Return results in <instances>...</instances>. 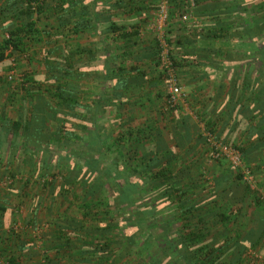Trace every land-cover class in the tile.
<instances>
[{
	"label": "trees",
	"instance_id": "1",
	"mask_svg": "<svg viewBox=\"0 0 264 264\" xmlns=\"http://www.w3.org/2000/svg\"><path fill=\"white\" fill-rule=\"evenodd\" d=\"M104 1L0 0V24L5 32L0 39V63L27 61L22 65L25 70L14 68L19 72L17 83L12 77L0 78L4 99L17 112L15 118H9L3 105L0 107V160L17 164L15 173L2 177L3 186L13 193L14 183L26 188L30 181L24 175L37 173L43 192L63 197L72 191L81 213L80 219L68 220L51 235L44 232L25 239V233H20L22 225L33 227L37 221H22L20 231L12 232L16 234L14 246L10 231L0 227V264L37 259L41 264H59L50 252L58 256L60 251L78 264H248L247 250L262 254L264 264V216L257 214L264 209L261 196H253L243 175L224 167L228 163L223 158H210L212 148L205 136L222 142L226 128L230 138L241 134V146L230 138L224 144L239 151L251 173L264 168L259 159L264 156V1L231 0L228 6L208 10L203 0H194L203 22L194 31V40L185 37L182 42L178 37L174 41L185 53L174 55L170 38H164L174 71L191 65L231 67L234 77L241 71L239 97L233 102L228 98L229 105L213 113L214 119H206L207 111L197 113L198 125L188 115L183 117L186 129L197 134L204 160L215 166L208 169L202 163L195 169L182 165L187 154L180 156L181 144L168 127H162L169 130L167 144L158 127H133L125 120L131 100L126 89L148 74L137 68L141 57H129L140 44L142 32L140 26H133L136 30L127 33L125 26L115 24L108 11L101 9ZM184 1L167 0V21L191 15ZM139 2L128 0L130 13L144 9ZM122 3L126 4L120 0ZM41 15L43 24L38 25L36 18ZM172 25L179 30L184 27ZM171 32L166 31L167 35ZM89 33L98 42L81 46L79 38ZM231 44L239 58L227 52ZM160 53L161 46L155 42V78L164 82L167 77L160 67ZM126 58H132L130 69L124 64ZM94 60L103 69L93 78L82 70L90 68ZM32 64L35 67L28 70ZM83 80L86 89L80 90ZM93 81L101 84L97 92L88 86ZM179 109L162 107L163 112L158 113L161 123ZM234 112H241L237 119ZM256 156L257 163L251 165ZM206 175H211L210 189ZM240 183L244 186L240 198L231 194L229 201L244 203L252 198L248 231L237 225V215L221 210L218 204L232 185ZM21 194L18 199L23 202L26 193ZM43 207V202L41 207L32 205L31 212L36 214ZM5 210L0 203V221ZM42 222L51 224L46 218ZM36 241L41 243L39 250L32 248Z\"/></svg>",
	"mask_w": 264,
	"mask_h": 264
},
{
	"label": "crops",
	"instance_id": "2",
	"mask_svg": "<svg viewBox=\"0 0 264 264\" xmlns=\"http://www.w3.org/2000/svg\"><path fill=\"white\" fill-rule=\"evenodd\" d=\"M120 0H106L103 3L100 2V6L102 11L105 12L108 11L109 18L114 21L115 24L119 26H125L124 29L125 32L131 33L134 29L133 26H140V31L142 32L138 37L140 40V44L133 48L132 50V56L129 57H141L142 62L137 63V68L140 69L142 72H147L145 78H138L136 83L131 86H128L126 89V93L129 97H131L130 103H129V111L126 113L125 120L130 121L131 125L133 127H137L138 125L144 126V125H152L153 127H158L160 131H162L164 134V138L167 141V144L169 143V135L166 128L162 127H168L170 129V133L172 136L176 139V142L181 144V150L180 153H182L180 156L185 157V154L187 156L184 159V162L182 165L191 166L193 169L200 166V163H202V168H209V167H215L213 163L207 162L204 160V153L203 149L201 147V144L198 142L197 134L193 132L192 130H187L183 123V117L184 115L189 116V121L191 123H194L198 125L197 123V113L200 114H207L206 119L211 120L214 119V116H212L213 113H216L219 111V108H222L225 105H229V102H233L236 100L237 97H239V89L241 86V71L238 70L236 76L234 77L233 68H227L225 66H221L220 68H213V67H207V66H197V65H191L189 67H178L174 71V76L177 80L178 85L181 87L182 91L185 93L186 100L185 103L182 105H179L178 108H180L178 111L173 112V114L167 115L166 118L163 120V124L161 123V117L158 115L160 111H162L161 106L164 109V101L165 96L167 92V85L166 81L163 80L156 81V69L153 67V49L155 47V42H157L160 46L162 44H165V39L170 38V42H172V50L174 51V55L180 57L181 54L183 55L184 50L181 47V44L175 45V42L177 38L179 37L180 40H184L185 37L189 40H194L193 33L194 31H198L199 27L201 25V21L203 18L202 16L197 15V10L199 8L197 7V4L194 2V0H183L186 5V7L192 11L189 15L183 16L177 19V16L172 19H169L167 21L166 17V4L167 0H164L163 2L159 3V0H136V1H142L140 3L141 7H144L143 10L139 12H129L130 6L127 5L128 0H122L123 2H126V4H119ZM260 1L264 0H251V4H257ZM204 4L206 5L208 10H212L216 7L221 6H228L231 2V0H203ZM241 3V2H240ZM238 3V4H240ZM163 5L165 8V18L163 20H160V7ZM155 8V9H152ZM158 8V9H157ZM118 9V10H116ZM157 9V10H156ZM107 10V11H106ZM126 10L129 12V14H122L121 11ZM104 12V13H105ZM180 22L179 25H184L182 30H179V27H174L172 24ZM162 29V32H160ZM171 30L172 32L167 35L166 31ZM165 31V34H164ZM114 35H117L116 33ZM164 35V37H162ZM183 35V36H182ZM161 38V39H160ZM165 38V39H164ZM186 39V38H185ZM81 40V46L89 45L98 42L99 38L97 36L86 34L85 38L80 39ZM185 49V48H184ZM114 51H110V53L114 54ZM118 53V52H115ZM128 53V52H127ZM102 53H98L97 56L99 57ZM132 59V58H131ZM131 59L126 58L124 64L126 65L127 69H130L132 62ZM95 63H92L90 68H83L82 71L86 72L88 76L91 77H99L101 74V71L103 68L99 67L97 63H99V60H94ZM134 63V62H133ZM191 63H194L193 61ZM31 68L35 67V64H32L30 66ZM112 68V67H111ZM110 68V69H111ZM37 71L38 76H43L40 74L38 69H35ZM39 73V74H38ZM134 73V72H133ZM234 77V78H233ZM123 79V78H122ZM80 83V82H79ZM84 83H87L86 81H82L79 84L80 90H85ZM89 87H93L92 90L97 92L101 88V84L97 81H93L92 83L88 82ZM162 91L163 94L160 96H157L159 92ZM146 92L149 94V96H146ZM231 94V96H230ZM133 97V98H132ZM228 98L229 102L227 101ZM134 101H133V100ZM188 100V105L186 104V101ZM208 108V109H206ZM214 108V109H213ZM216 108V110H215ZM163 112V111H162ZM241 113V112H240ZM240 113H233V116L235 117V114L238 115ZM199 116V115H198ZM240 115L236 116L239 117ZM114 118V114L112 115ZM157 123V124H154ZM238 131L241 133V117H240V124H239ZM228 129L226 128L224 132H222L221 136L222 139L225 141L228 138H230V133H227ZM232 139L234 142L237 143V145L241 146V134L238 135L237 133L232 136ZM7 149V148H6ZM8 151V150H5ZM263 151V150H260ZM9 152H12V150L9 149ZM203 157V159H202ZM257 156L256 160L252 158L250 160V164L253 165L255 162L257 163ZM259 159L264 161V156H260ZM259 161V160H258ZM11 163H5V168H13L17 169L16 162ZM178 163L175 164L178 166ZM245 165V164H244ZM247 166V165H245ZM264 168L260 167L258 168L257 173L253 175L254 180H256L261 192H264V172H262ZM16 171V170H14ZM215 172H218V168H215ZM250 172V171H249ZM37 173L33 175L25 174L24 177L32 183V186L35 187L33 189L29 187V184L26 188L19 185V183L15 184L14 190H13V197L15 199L19 198L18 195L22 196V191L26 193V198H24L26 203V208L30 205H37L39 207L42 206V202L44 203L43 211H39L36 214L33 212H28V210H19L18 213H14L12 215L13 219L20 218L19 220L22 222L28 220L29 218H36L35 224H40L39 222L42 221V218H46L50 221L51 224H46L42 222L41 224V232L42 233H48L52 234L55 232L57 228H64V224L67 223V221L74 219L78 220L81 217V213L76 208L78 205V201L74 199L73 192L70 191L72 194H66L63 197H60L56 192L48 193L46 190L43 192V190L40 188L41 180L39 181L37 179ZM205 179L207 181V187L212 188L213 183L211 179V175H206ZM45 180L49 181L48 178H45ZM36 181H38L36 183ZM257 184L255 185V189L258 190ZM254 189V188H253ZM251 189V190H253ZM243 190V188H242ZM14 191H17V193H14ZM259 191V190H258ZM8 194V193H7ZM232 194V195H231ZM236 196V198H240L241 196V184L239 186H236V184L232 185L229 191L226 192L225 196L223 198H220L218 201V204L223 211H227V213H231L233 215H237L239 217L241 215V202H235V201H229V196ZM230 196V197H231ZM11 197V198H13ZM252 199V198H251ZM22 201V200H19ZM246 201V200H245ZM24 202V201H23ZM257 212V211H256ZM253 214V211L247 212V216H250ZM258 216L262 217L264 216V213L259 209V212L257 213ZM15 217V218H14ZM18 220V219H17ZM18 220V221H19ZM19 221V225H21ZM57 223V224H55ZM241 225V224H239ZM32 229H35L32 230ZM38 228H32L31 226H23L22 230L25 234L22 235V237L25 239L26 236L28 237H35L36 234H39L37 232ZM30 230V231H29ZM241 230V229H238ZM31 232L30 235H27ZM7 233V232H6ZM27 233V234H26ZM25 235V236H24ZM11 239V238H10ZM12 242L10 241V244L15 245L16 243L15 239ZM32 243H30L31 245ZM35 245H33V249L39 250L41 247V243L39 241L34 242ZM30 247V246H29ZM31 248V249H32ZM16 250V247L14 248ZM29 249V250H31ZM27 253V252H26ZM50 257L53 259L58 258L59 264H78L77 260H70L66 256L62 254L60 251V254L57 256L56 253L50 252ZM57 260V259H56ZM41 261L39 259L31 262H26L25 264H41Z\"/></svg>",
	"mask_w": 264,
	"mask_h": 264
},
{
	"label": "rangeland",
	"instance_id": "3",
	"mask_svg": "<svg viewBox=\"0 0 264 264\" xmlns=\"http://www.w3.org/2000/svg\"><path fill=\"white\" fill-rule=\"evenodd\" d=\"M164 0H159V3L160 2H163ZM1 3V2H0ZM159 7H160V5H159ZM35 17V16H34ZM42 18H43V15H41V16H38L37 18H36V23L38 24V25H41V24H43V23H41V20H42ZM179 18L180 17H178L177 16V19L179 20ZM176 23H178V24H180V22H176ZM176 27H178V26H176ZM160 32H162V29H161V31ZM4 29H2V25L0 24V39L2 38V36L4 35ZM164 34H165V31H164ZM162 37H164V35H162ZM161 39V38H160ZM227 52L230 54V56L231 57H236V58H239V55H238V52H237V48L236 47H233V44H231V47L230 48H228L227 49ZM19 58H20V56H19ZM18 60V59H17ZM25 61L26 60H24V59H22V58H20L19 59V61L17 62V64L15 65L14 63H16V62H11V60H6V61H4V62H2V63H0V78H2V77H12L14 80H13V82H15V80H16V82L15 83H17L18 81H19V79H18V75H17V73H19L17 70H15L14 68H18V69H20V70H25L26 68L25 67H23L22 65L23 64H25ZM27 62V61H26ZM19 65V66H18ZM10 66V67H9ZM10 68V70H8L7 68ZM13 67V68H12ZM27 67V66H26ZM28 70H30L31 69V67H29V68H27ZM11 78V79H12ZM6 96V93H5V90L4 89H1L0 88V107L1 108H4V110H5V114H7V116L10 118H15L16 117V115H17V112H16V110L14 109V108H12V105L11 104H8L7 105V101L4 99V97ZM161 108H162V106H161ZM222 143H224V141H222ZM208 156V154H206V157ZM5 163H6V160H0V203H4L5 204V207H6V210L4 211V213H3V218H2V221H0V227L2 228V229H4V230H8V231H10L8 234H10L9 236L10 237H12L13 239H15L16 240V234H13L14 232H19L20 231V226H19V219L20 218H16V219H13V217H12V213L14 214L15 212L16 213H18L19 212V210L20 209H23V210H28V212H31V207H32V205H30L29 204V206L26 208L25 206H26V203H25V200H24V202H22V201H20L19 202V199L17 198V199H15L14 197H13V195H12V193H9L7 190H5V188H4V183H3V179H2V177L3 176H5V175H7V174H13V173H15V171L14 170H17L16 168L15 169H11V168H6L5 169ZM17 165V164H16ZM224 167H226L227 169H229L230 170V172H236L237 171V169H235V168H233L230 164H228V165H225ZM244 167L246 168L247 166H245L244 165ZM247 169V168H246ZM248 171H249V169H247ZM232 172V173H233ZM239 172L241 173V170H239ZM250 174H251V172H249ZM242 174V173H241ZM254 175V174H253ZM252 178H253V176H252ZM24 179H26V178H24ZM253 180H254V178H253ZM29 181V180H28ZM257 181L256 180H254V189L253 190H251V188H249L251 191H254V192H251V193H253L254 195L253 196H255V197H257V196H260V195H262V194H264V192H261V190H260V188H259V186H258V184L256 183ZM33 183V182H32ZM32 183H30L29 184V187L30 188H32L33 186H32ZM14 184H16V183H14ZM241 184V183H240ZM257 184V187H258V190H256L255 189V185ZM35 187H33V189H34ZM242 188H244V186H243V184H241V192H242ZM13 191V190H12ZM7 193H9V194H7ZM11 197H13V198H11ZM250 200H252L251 198H248L247 200H246V202H241V215L239 216V217H237V225H239V224H241V225H243L244 226V228L242 229L243 231H248L249 230V228H250V224H249V222L251 223V220L252 219H250V217L249 216H247V212H250L251 211V209H252V207H254V206H252V205H248V203H249V201ZM261 211H262V213H264V209H262L261 208ZM15 213V214H16ZM17 215H21V214H16L15 216H17ZM22 216V215H21ZM15 218V217H14ZM19 221H18V220ZM21 222V221H20ZM41 224L42 223H40V224H35L32 228H38L37 229V232H39V234H40V232H41ZM22 226H24V225H22ZM32 230H34L35 231V229H32ZM14 231V232H13ZM30 231V230H29ZM13 232V233H12ZM24 231L23 230H21V232L20 233H23ZM154 232H156V231H154ZM12 233V234H11ZM19 233V234H20ZM27 234V233H26ZM31 234V232L29 233V235ZM36 235H38V234H36ZM33 241V240H32ZM33 245H35L34 243H33ZM249 247V246H248ZM250 249V248H249ZM246 256H245V258H246V260H248L247 261V263L248 264H261V262H262V259H263V256H262V254H260V253H258L257 251H255V250H247V252H246V254H245Z\"/></svg>",
	"mask_w": 264,
	"mask_h": 264
},
{
	"label": "built area",
	"instance_id": "4",
	"mask_svg": "<svg viewBox=\"0 0 264 264\" xmlns=\"http://www.w3.org/2000/svg\"><path fill=\"white\" fill-rule=\"evenodd\" d=\"M165 18V8L162 5L160 7V20ZM160 67L165 71L167 81V92L164 101L165 108H173L185 103V93L182 91L181 87L178 85L177 80L174 76V69L171 66V61L167 57V47L165 44L161 45V53L159 55ZM208 142L211 145L210 158L217 159L223 158L228 164L237 170H241L243 175L242 181L249 186V188H254V180L249 171L244 167L241 160V155L238 150L231 146H227L222 142L213 140L210 135L205 133ZM260 200L264 203V194L260 195Z\"/></svg>",
	"mask_w": 264,
	"mask_h": 264
}]
</instances>
